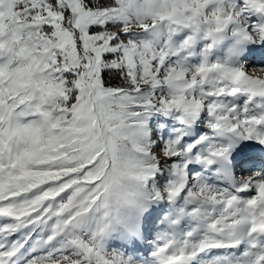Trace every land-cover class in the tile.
I'll use <instances>...</instances> for the list:
<instances>
[{"label": "snow or ice", "instance_id": "6c2138e0", "mask_svg": "<svg viewBox=\"0 0 264 264\" xmlns=\"http://www.w3.org/2000/svg\"><path fill=\"white\" fill-rule=\"evenodd\" d=\"M0 264H264V0H0Z\"/></svg>", "mask_w": 264, "mask_h": 264}]
</instances>
